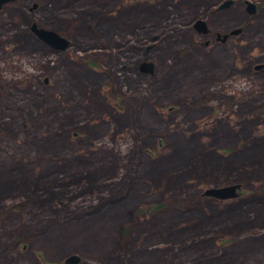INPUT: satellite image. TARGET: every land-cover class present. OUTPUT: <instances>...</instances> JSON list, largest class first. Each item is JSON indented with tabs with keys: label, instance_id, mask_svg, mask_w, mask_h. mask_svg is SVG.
Returning a JSON list of instances; mask_svg holds the SVG:
<instances>
[{
	"label": "rangeland",
	"instance_id": "1",
	"mask_svg": "<svg viewBox=\"0 0 264 264\" xmlns=\"http://www.w3.org/2000/svg\"><path fill=\"white\" fill-rule=\"evenodd\" d=\"M224 1L2 5L0 264H264V0Z\"/></svg>",
	"mask_w": 264,
	"mask_h": 264
},
{
	"label": "water",
	"instance_id": "2",
	"mask_svg": "<svg viewBox=\"0 0 264 264\" xmlns=\"http://www.w3.org/2000/svg\"><path fill=\"white\" fill-rule=\"evenodd\" d=\"M14 0H0V8L2 7L3 4L11 2ZM231 3V0H225L219 7L218 9L224 8L227 5H229ZM246 4V10L251 13L254 11V7L253 4H250L248 2H244ZM35 7V4L32 5V8ZM195 27L197 31H201L202 33H205V27L203 22L201 21H196L195 22ZM30 31L34 34V36L40 40L42 43H44L45 45L49 46L50 48H54L57 50H63L66 45H67V41L61 37H59L55 32L51 31V30H47V29H43L40 27H37L35 23H32L30 25ZM234 33H236V31H234ZM224 37H222L223 39ZM139 70L143 71V72H147L151 70V64L149 62H141L139 64ZM238 185L237 184H233V185H226V186H222V187H217V188H208L206 190L203 191V195L205 196H211V197H215L218 199H226V198H232L235 197L237 195V190ZM78 261V257L75 255H70L68 257H66L63 262L64 263H71V264H75Z\"/></svg>",
	"mask_w": 264,
	"mask_h": 264
},
{
	"label": "flooded vegetation",
	"instance_id": "3",
	"mask_svg": "<svg viewBox=\"0 0 264 264\" xmlns=\"http://www.w3.org/2000/svg\"><path fill=\"white\" fill-rule=\"evenodd\" d=\"M242 2H243V0H242ZM249 3V2H248ZM243 5H244V7H245V9H246V5L243 3ZM254 5V4H253ZM254 7V6H253Z\"/></svg>",
	"mask_w": 264,
	"mask_h": 264
},
{
	"label": "bare ground",
	"instance_id": "4",
	"mask_svg": "<svg viewBox=\"0 0 264 264\" xmlns=\"http://www.w3.org/2000/svg\"><path fill=\"white\" fill-rule=\"evenodd\" d=\"M254 6V5H253Z\"/></svg>",
	"mask_w": 264,
	"mask_h": 264
}]
</instances>
